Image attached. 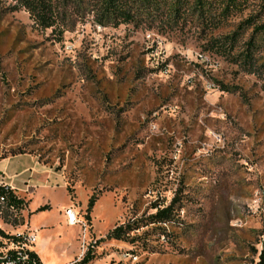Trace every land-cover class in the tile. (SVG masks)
Returning a JSON list of instances; mask_svg holds the SVG:
<instances>
[{
	"label": "rangeland",
	"instance_id": "rangeland-1",
	"mask_svg": "<svg viewBox=\"0 0 264 264\" xmlns=\"http://www.w3.org/2000/svg\"><path fill=\"white\" fill-rule=\"evenodd\" d=\"M239 21L86 14L61 36L0 0V182L33 184L25 213L0 205L4 232L34 235L44 264L88 251L89 264H264V40L251 63L236 58L249 32L224 37ZM67 207L82 225L64 223Z\"/></svg>",
	"mask_w": 264,
	"mask_h": 264
},
{
	"label": "trees",
	"instance_id": "trees-1",
	"mask_svg": "<svg viewBox=\"0 0 264 264\" xmlns=\"http://www.w3.org/2000/svg\"><path fill=\"white\" fill-rule=\"evenodd\" d=\"M15 2L29 14L37 27L42 30H59L61 36L75 26L79 19H84L86 14H91L94 22L103 27H118L122 24H133L136 27L146 24L170 26L195 17L206 28L220 29L231 18L239 17L240 21L235 29L230 35H226L224 40L226 42L230 40V47H232L241 36L244 37L249 32L248 39L245 41L246 50L238 54L236 58L250 63L260 39L264 40V0H15ZM246 12L247 14L244 15ZM219 41L214 39L211 43L219 44ZM220 47L227 50L224 44ZM17 155L22 153H15L12 157ZM66 190L69 191L68 188ZM0 197H4L3 205L14 211L24 210L27 205V202L11 189L6 191L1 188ZM95 201L96 196L92 194L86 210L87 218ZM46 209H48L47 205L40 207L37 211ZM172 210L173 205L158 210L149 216L148 223L169 222L172 219ZM1 215L0 210V218L3 219ZM138 228L136 224L128 223L125 227H115L108 232L107 237L121 240L126 233ZM0 236L18 241L1 229ZM28 257V260L18 264H42L34 251H29ZM91 261L92 256L88 251L82 259L72 264H89Z\"/></svg>",
	"mask_w": 264,
	"mask_h": 264
},
{
	"label": "built area",
	"instance_id": "built-area-1",
	"mask_svg": "<svg viewBox=\"0 0 264 264\" xmlns=\"http://www.w3.org/2000/svg\"><path fill=\"white\" fill-rule=\"evenodd\" d=\"M8 191L11 187L0 182V189ZM4 203V197H0V204ZM12 210V209H11ZM14 211V210H13ZM65 221L69 226L82 225V221L74 208L68 207L64 210ZM14 236L18 241L5 239L0 236V264H18L29 259L28 252L33 251L32 246L36 242V237L28 233H17Z\"/></svg>",
	"mask_w": 264,
	"mask_h": 264
},
{
	"label": "crops",
	"instance_id": "crops-1",
	"mask_svg": "<svg viewBox=\"0 0 264 264\" xmlns=\"http://www.w3.org/2000/svg\"><path fill=\"white\" fill-rule=\"evenodd\" d=\"M35 158V157H34ZM38 161V160H37ZM39 164V162H38ZM40 165V164H39ZM42 168H44L42 165H40ZM45 171H47L45 168H44ZM46 174H50L48 171L46 172ZM3 176V173L0 172V176ZM4 183V182H3ZM5 184H8L10 187H11V190L14 191V193L18 196V194L21 192L22 188L25 187L26 188V191H30L32 190L33 188L31 187L33 184H32V181H31V178H28L27 181H14V182H9V183H6ZM36 184V183H35ZM19 197V196H18ZM26 201V200H25ZM27 202V205L25 206L24 210H20L21 213H25L26 212V209H27V206H28V201ZM68 208V207H67ZM29 213L31 214L32 212L29 211ZM64 223H65V216H64ZM4 226L5 224L2 222V219L0 218V229L4 231ZM16 231V230H15ZM13 233H18V232H14ZM35 250V248H33V251ZM36 253V250L34 251ZM37 254V253H36ZM39 257V256H38ZM41 260V259H40ZM42 262V261H41ZM42 264H44L42 262Z\"/></svg>",
	"mask_w": 264,
	"mask_h": 264
}]
</instances>
